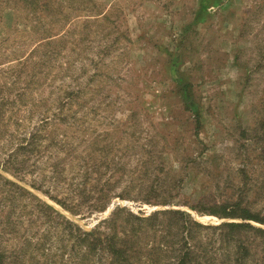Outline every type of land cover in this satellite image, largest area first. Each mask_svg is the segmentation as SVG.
<instances>
[{"label":"rangeland","instance_id":"rangeland-1","mask_svg":"<svg viewBox=\"0 0 264 264\" xmlns=\"http://www.w3.org/2000/svg\"><path fill=\"white\" fill-rule=\"evenodd\" d=\"M33 7L0 0V175L36 196L19 195L0 177L4 264L78 259L61 217L38 203L87 230L117 204L138 215L180 208L205 225L242 220L189 205L239 202L264 217V0H48L46 9L42 0L36 14ZM45 36L60 42L30 53ZM41 56L38 84L33 64ZM105 181L104 211L79 203L82 187L92 199ZM147 232L142 246L161 243L159 230L154 241ZM216 232L201 237L207 264H237L235 244ZM246 237L255 242L240 262L264 264L259 238Z\"/></svg>","mask_w":264,"mask_h":264},{"label":"trees","instance_id":"trees-1","mask_svg":"<svg viewBox=\"0 0 264 264\" xmlns=\"http://www.w3.org/2000/svg\"><path fill=\"white\" fill-rule=\"evenodd\" d=\"M29 1L35 5L32 8L33 14L41 11L39 4L42 0ZM43 4H45L44 9H46L48 0H43ZM48 37H42L40 42L33 46L30 53H36L41 49L40 47H46L50 43L60 42V40L52 42L55 38L48 39ZM25 59L27 60H19L20 64L28 62L30 56L29 58L25 57ZM43 60L41 56V60L35 61L33 64V68L36 69V71L34 70L33 78L38 75V78L33 82H37L38 84L41 83H39L41 81L39 74H42L40 69L41 65L44 64ZM32 69L30 70L29 68L30 72ZM187 88L185 85L183 95L186 102H188V107L194 112L196 122L198 123L200 118L199 110L197 105L190 99V92ZM35 136L36 134L32 133L29 138L34 139ZM30 139L26 142V145H29L28 147L32 144V140ZM1 166L5 169L7 167L6 165ZM0 177L3 178L5 184L14 188L19 195L23 196L27 194L36 199V196L15 181L2 175ZM105 182L106 187L100 186L99 193L92 199L89 198L91 196H85V194H90L93 190H84L82 187L80 193L83 194V197L79 200V203L91 204L89 205V209L94 211H104L108 200L105 189H111L110 182ZM36 188L41 189V187ZM102 189L105 191L103 192ZM51 198L55 199L72 213H80L79 209L68 205L65 200H58L56 197ZM169 203L170 201L167 200L161 201L162 205H168ZM38 204H40L39 207L44 211H49L50 216L54 213L51 218L54 216L61 217L60 224L66 232V240L71 242L70 250L73 254L70 257L72 259L75 253L78 257L74 264H207L210 259L205 258L203 254L205 253L204 249L207 242L205 240L203 243L201 239L207 230H211L212 235L217 231L216 235L219 236V241L224 242L225 245H229L230 243L235 244L238 254L235 259L237 264H242L240 262L241 258L244 256L246 258L250 255L248 253L250 252V247L254 245L255 240L248 241L246 235L249 232L254 234L259 238L256 245L261 246L259 250L262 252L261 256L264 259V227L255 226L248 222V220H252L264 224V217L251 212L248 207L242 206L239 202L232 204L222 203L209 208H204L197 204L189 205L193 210L215 215L219 218H239L242 220L223 221L216 225H205L196 220L190 213L180 208L157 209L147 215H138L127 207L117 204L107 217L98 220L89 230L61 216L52 206L43 203ZM147 230L153 232V234L147 236L152 237L153 241L155 233L159 230L161 232V243L142 246L141 239L143 238V234L146 235L148 233ZM210 242H215V240L210 239ZM210 242H208V245H211ZM211 259L214 260V258ZM3 262V256L0 252V264H4Z\"/></svg>","mask_w":264,"mask_h":264},{"label":"water","instance_id":"water-1","mask_svg":"<svg viewBox=\"0 0 264 264\" xmlns=\"http://www.w3.org/2000/svg\"><path fill=\"white\" fill-rule=\"evenodd\" d=\"M110 207L112 208V205Z\"/></svg>","mask_w":264,"mask_h":264}]
</instances>
